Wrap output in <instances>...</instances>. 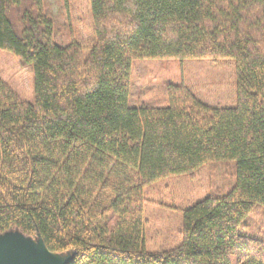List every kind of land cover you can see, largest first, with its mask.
Wrapping results in <instances>:
<instances>
[{"label":"trees","instance_id":"16d2710c","mask_svg":"<svg viewBox=\"0 0 264 264\" xmlns=\"http://www.w3.org/2000/svg\"><path fill=\"white\" fill-rule=\"evenodd\" d=\"M90 5L86 52L43 0H0V51L34 76L32 103L0 78V236L42 239L69 264H264L246 227L264 209V0ZM143 60H232L238 105L168 85L167 106L133 107ZM209 164L224 183L182 211L176 247L148 251L144 189Z\"/></svg>","mask_w":264,"mask_h":264},{"label":"rangeland","instance_id":"374dc122","mask_svg":"<svg viewBox=\"0 0 264 264\" xmlns=\"http://www.w3.org/2000/svg\"><path fill=\"white\" fill-rule=\"evenodd\" d=\"M43 9L56 23L62 36L72 30L78 43L86 52L89 51L94 40L90 0H43ZM0 78L25 102H33L32 70L2 51ZM168 85L187 87L198 100L211 108L232 109L238 105L237 69L232 60H143L133 64L131 106H167ZM223 174L224 164H209L193 176L168 178L144 189L148 251L162 252L178 245L182 211L211 196L216 187H221ZM214 175L217 177L215 180ZM246 227L249 235L264 240V209L257 208L247 220Z\"/></svg>","mask_w":264,"mask_h":264},{"label":"water","instance_id":"95a60500","mask_svg":"<svg viewBox=\"0 0 264 264\" xmlns=\"http://www.w3.org/2000/svg\"><path fill=\"white\" fill-rule=\"evenodd\" d=\"M71 258L52 253L42 239L34 241L19 233L0 236V264H69Z\"/></svg>","mask_w":264,"mask_h":264}]
</instances>
